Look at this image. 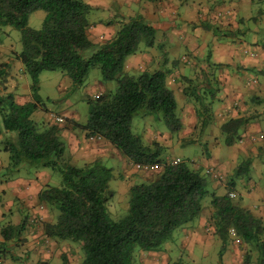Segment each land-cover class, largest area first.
<instances>
[{
  "label": "trees",
  "instance_id": "16d2710c",
  "mask_svg": "<svg viewBox=\"0 0 264 264\" xmlns=\"http://www.w3.org/2000/svg\"><path fill=\"white\" fill-rule=\"evenodd\" d=\"M91 9L84 0H0V23L19 31L20 50L15 56L30 79V101L17 105L10 94L0 98L2 128L13 134L3 146L8 154L7 169L49 166L61 177L59 186L46 184L37 193L38 201L55 212L52 222L42 223L44 237L79 244L78 264H134L135 251L159 250L163 242L172 240L175 229L198 217L201 200L209 197L213 233L221 241L218 256L230 228L243 242L254 243L264 251V242L259 240L264 232L260 220L231 202L229 192L234 182L229 180L225 192L216 195L207 190L208 173L200 167L159 158L158 149L152 148L155 142L144 144L131 132V120L139 113L160 112L170 132L179 131L182 125L164 72L123 71L127 56L139 51L141 45L153 44L154 29L136 14L122 21L109 40L94 44L87 35L92 24ZM36 10L44 15L40 27L32 29L27 20ZM87 50L90 54L85 57ZM90 66H97L101 80L112 81L114 88L88 98L84 123L65 117L59 126L31 118L36 110L46 111L38 94L41 71L59 70L72 86H78ZM192 95L196 97L193 92ZM247 121V117H234L222 122L219 130L224 135L223 144L229 146L237 141ZM64 125L83 131L86 137L106 140L132 164L159 165L154 177L128 187L127 210L117 220L109 217L106 208L114 195L108 185L111 168L98 160L81 166L64 162V143L59 139ZM248 162L245 159L240 163L235 174L246 171ZM17 230L18 227L6 226L1 229L2 237L9 239ZM60 260V264H66L64 254ZM214 264L222 263L219 259Z\"/></svg>",
  "mask_w": 264,
  "mask_h": 264
},
{
  "label": "crops",
  "instance_id": "0c3cea01",
  "mask_svg": "<svg viewBox=\"0 0 264 264\" xmlns=\"http://www.w3.org/2000/svg\"><path fill=\"white\" fill-rule=\"evenodd\" d=\"M84 1L92 9L107 10L109 16H112L108 19L99 18L98 16L97 19L91 22L87 35L94 44L109 40L122 21L136 14L141 15L143 20L156 30L155 38L156 42L159 43L155 46L153 42L149 47L141 45L137 53L125 58L123 71L137 73L142 70H160L165 73V84L172 90L173 95L177 96L179 93L189 98L190 95L193 96V92L196 94V101L202 102L204 100L207 107L205 109L201 108V111L197 108V105L193 102L190 103L187 99L183 101L182 106H178L176 103V109L180 107L181 112L178 117L183 126L194 129L197 118H200V120H203L202 123L205 129H215L220 132L219 127L226 119L234 117L248 118L238 139L240 142L238 153L249 155L246 171L243 170L241 174L234 173L232 179L231 176L228 178V171L225 172V168L228 166L229 160L233 162L239 155L230 154L228 151L230 146L226 145L223 149L218 147L217 151L212 150L207 156L209 158H201L199 163L204 165L209 160L212 167L203 171L211 169L212 173L218 175V178H215L212 173H208V176L205 177L206 181H210L208 191H212L216 195L225 192L227 183L220 182L222 178L220 173L221 171L225 172V177L231 180L232 183L234 182L233 187L235 188L230 190L229 193L232 194L230 197L238 198V206L248 210L254 217L258 218L264 228V167L259 164L258 159L264 153V131L258 128L256 130L253 127L254 121H259L260 118L264 117V37L260 38L262 43L256 42L254 38L219 40L215 36L214 38L208 36L207 32L201 30V26H191V30L188 31L184 27L185 23L180 25L175 20L177 6L171 0H155L152 2L145 0ZM239 4V2L234 3L235 11L241 10ZM111 10L114 11V15L111 14ZM41 12L40 17L42 20L44 12ZM221 14L223 20L228 16V13L225 12ZM202 16H204V13L203 15L198 14L199 18ZM229 16L231 17V15ZM215 34L217 35V30ZM160 40L163 41V45ZM181 47L193 58L201 57L205 49L209 51V56L204 57L199 62L202 67L201 73L192 70L197 60L191 61L185 57L186 61L183 62V56H178ZM8 51H11L12 57L7 55ZM8 51L5 49V45L0 43V98L10 94L13 102L21 105L30 101V84L27 82L23 65L15 56L18 51ZM179 57L181 61H179ZM10 63L18 67V73H11ZM184 65L191 69L185 71L182 68ZM258 74L262 77L261 81L257 80ZM191 80L195 82L193 88L191 87ZM199 81L201 82L197 84ZM98 84L99 91L103 93L108 85H104L101 81ZM19 86L25 89L26 93H19L16 90ZM36 111L31 114V118ZM61 132L60 136L63 137L65 154H77L83 162L93 160L101 162L103 157L111 156L123 164L120 165L123 168L115 173L114 169L116 171L118 167L110 166L112 178L115 180L114 187L111 188L114 192L113 198L118 195L117 191L121 187L119 182L122 183L126 178L128 179L127 184H125V188H122L124 194H127L128 187L131 184L137 183L136 179H138V182L145 180V178L139 179L135 176L137 177L135 179L130 176L131 171H127L126 164L132 163L117 153L106 140L99 138L97 144L94 143L89 146L83 142L79 133H74L75 131L73 132L67 128H64ZM12 135L5 132L2 125L0 126V172L1 169L5 168L8 161V154L3 150V146L8 138H12ZM207 136L210 137V134H207ZM147 138L149 139L151 136L148 134L145 136V139ZM213 138L214 136L211 137V139ZM133 168L135 169L134 164ZM27 169L25 165H19L17 172H13L15 174L13 177H11L8 169L6 173L10 177H0V259L4 256L3 258H8L10 262L16 258V254L19 255L16 251L18 245L22 243L25 247L31 248L39 240L38 237H35L36 235L41 234L44 237L42 223L36 224V221L34 225V221L30 217L44 216L47 218L43 208L45 204L37 199L38 191L47 184L46 173L36 171L30 174L27 173ZM135 170L141 171L139 169ZM235 175L236 180H234ZM118 186L119 189H115ZM218 187H222L223 192L216 193L215 190ZM208 202L209 197L207 202L201 204V211L196 219L173 231V258L182 250L186 252L191 261H194L200 253L204 256L207 255L209 248L215 245L216 262L220 259L222 264H264V251L261 252L254 243L243 242L242 246L240 245L242 250H239L231 243L226 244L225 241L220 256H218L221 241L213 233L210 219L211 208L208 206ZM6 226L18 227V230L14 231L13 237L9 239H4L1 234V229ZM24 239L27 242H23ZM259 240L264 242V232L260 235ZM24 252L27 253V249ZM37 252L41 253V256L44 254L41 249H38ZM147 252L135 251L134 254L141 258Z\"/></svg>",
  "mask_w": 264,
  "mask_h": 264
},
{
  "label": "rangeland",
  "instance_id": "374dc122",
  "mask_svg": "<svg viewBox=\"0 0 264 264\" xmlns=\"http://www.w3.org/2000/svg\"><path fill=\"white\" fill-rule=\"evenodd\" d=\"M177 6V10L175 12V20L179 22L178 24L185 23L184 27L188 31L191 30V26L202 28L201 30L207 32V35L210 37L214 36L219 40H228V39H255L256 42L262 43L261 37H264V0H171ZM239 2V7L241 10H236L234 8V3ZM231 11V12H229ZM234 11V12H233ZM113 14V10L110 11ZM216 12H225L228 13V16L223 20V18H216L214 17ZM41 11L32 12L27 20V26L32 29H38L41 23L40 15ZM204 13V16L198 17V14ZM231 13V14H230ZM233 13V14H232ZM214 14V15H213ZM114 15V14H113ZM231 15V17L229 16ZM99 18H111L109 16V11L97 9H92L89 14V20L92 22L93 20ZM230 17V18H229ZM177 24V23H176ZM175 24V25H176ZM263 27V28H262ZM154 29V28H153ZM217 30V35L215 34ZM250 30V31H249ZM247 31H249L247 33ZM154 29V36L153 42L156 46L159 42H156ZM223 32H227L226 35H223ZM115 33V32H114ZM255 34L253 37L251 35ZM19 31L12 27L9 24L0 23V43L5 45V49L19 51L20 50V41H19ZM114 35V34H113ZM112 35V36H113ZM161 41V40H160ZM162 45L164 44L161 41ZM264 43V42H263ZM143 46V45H142ZM141 48V46H140ZM138 52V51H137ZM136 52V53H137ZM90 51H85L84 56H88ZM8 56L12 57L11 51H8ZM184 56L188 59L197 60L194 64V68L192 69L196 73H201L202 67L199 65V62L203 60L204 57L209 56V51L204 50L199 58H193L190 56L186 51L183 50V47L180 48V53L178 56ZM202 58V59H201ZM179 61L180 57L178 58ZM136 60V59H135ZM11 73H18V67L13 66L12 63L9 64ZM185 71H188L189 67L184 65L182 67ZM196 69V70H194ZM26 79L30 84V79L27 74ZM261 75H257V80L261 81ZM101 81L104 85H108L107 89L104 92L110 91L114 88V84L110 81H102L100 78V72L97 66H90L88 68L87 74L84 78V81L78 86H72L70 80L67 76L59 71H41L38 75V94L42 103L46 107V111L37 110L35 115L32 116V119L36 122L40 123H56L59 126H62L64 123V118L66 116H70L67 118H71L78 123H84L87 117V100L88 98L92 99L96 95L100 94L99 91V84L98 82ZM191 87L193 88L195 82L191 80ZM201 81L197 82L199 84ZM19 93H26V90L22 87H18ZM208 96V95H207ZM209 97V96H208ZM259 97V96H257ZM174 98L178 106H182L184 103L183 101H189L190 103L193 102L197 105V108L200 110L201 108L207 107L205 101L202 102L196 101L195 97L189 96H182L181 94H174ZM205 99H207L205 97ZM201 111V110H200ZM48 112V113H47ZM177 115H180V107L176 109ZM65 115V116H64ZM210 116V114H208ZM207 116V114H206ZM47 117V118H44ZM59 118V119H57ZM46 121H44V120ZM203 120L197 118L196 125L194 129L190 127H185L181 125V129L176 132H170L161 117L160 112H148L143 115L140 113L136 116H133L131 120V132L137 135L140 140L144 144L152 145V148L158 149L159 151V158L165 161H172L175 158L184 161L188 165L192 167H200L202 172L204 169L212 167V164L209 160L206 164H200L199 160L208 159L207 157L212 150L217 151L218 147L224 148L223 144V137L224 135L221 131L205 129L202 123ZM0 126H1V115H0ZM67 125L63 126V129L66 128ZM205 126V125H204ZM254 129L263 130L264 131V117L260 118L259 121H254ZM62 129V130H63ZM69 130V128H67ZM210 130V131H208ZM74 133H79L81 135V139L85 144H97L99 138H89L86 137L84 132L74 128L72 130ZM208 131V132H207ZM61 132V131H60ZM239 132V135L241 134ZM62 133V132H61ZM220 133V134H218ZM83 134V135H82ZM151 138L145 139V136L148 135ZM210 134V137L207 136ZM60 136V134H59ZM211 139V137H213ZM63 137L60 136V140L63 141ZM89 138V139H87ZM64 143V141H63ZM238 144L240 142L237 140L233 144L229 145L228 151L230 154L239 155L235 161H230L228 166L225 168V172L228 171V178L232 174L236 172L237 166L242 163L245 159H248L249 155L238 153L239 148ZM92 146V145H91ZM227 146V145H226ZM258 157L259 164L264 167V153ZM63 161L67 162L74 166H81L84 162L77 154L69 155L63 154ZM100 162V161H99ZM101 164L107 167H118L114 173L119 171L121 168V162H119L116 158L111 156H106L101 159ZM211 164V165H210ZM127 171L130 172V176L134 177L135 179L138 177L139 179L145 178L147 181L149 178H152L156 175V170H135L133 168V164H126ZM7 166V165H6ZM1 169L0 177H13L15 174L13 173L16 170H9L10 175L6 173L7 167ZM215 167V166H214ZM19 166L17 167L18 170ZM27 173L33 174L36 171H44L46 173V182L48 185L51 186H59L61 182V177L59 172L52 167L49 166H26ZM134 169V170H133ZM17 172V171H16ZM24 172V171H23ZM225 172L221 171V183H227L229 180L225 177ZM5 174V175H3ZM26 174V172H24ZM137 176V177H135ZM236 175L234 176V180ZM127 178L120 183L119 186L115 189H119L118 195L116 197H112V199L107 203V213L112 220H117L122 215L125 214L127 210V194H124L122 188H125V184H127ZM144 180V179H143ZM144 180V181H145ZM138 182V179H136ZM115 184V180L112 178L109 180L108 185L109 188H113ZM237 187V184H236ZM207 190L210 188V181L207 180ZM235 187H233L234 190ZM223 188L218 187L215 190L216 193L223 192ZM208 201V197H204L201 200V204ZM231 202L238 206V198L231 197ZM45 215L30 217L31 219H37L36 224L44 223V222H52L54 220L55 212L49 208L48 205L43 206ZM35 225V222H33ZM33 225V226H34ZM39 226V225H38ZM35 227V226H34ZM36 228V227H35ZM175 231V230H174ZM234 233V232H233ZM229 233L227 234L226 244L231 243V245L235 246L236 249L242 250L241 246L243 241L235 234ZM38 237V242L31 248L25 247L24 244L18 245L16 251L19 255H15V259L10 262L8 258L1 257L0 264H36L41 262L43 264H60V255L64 254L66 257V264H78L81 258V250L79 248V244L73 243L67 240L63 241H54L52 239H47L43 237L41 234L35 236ZM172 240H166L163 242L161 248L156 251H148L147 254H143V257L138 258L134 254L133 262L134 264H214L216 262V253H215V245L209 248L207 255L199 254V256L191 261L189 257L186 255L185 251H180L177 253L173 258V232H172ZM23 241V240H22ZM23 242H27L24 239ZM24 245V247H23ZM241 245V246H240ZM27 249V253L24 250ZM38 249L43 251V255L37 252Z\"/></svg>",
  "mask_w": 264,
  "mask_h": 264
},
{
  "label": "built area",
  "instance_id": "2783aa9c",
  "mask_svg": "<svg viewBox=\"0 0 264 264\" xmlns=\"http://www.w3.org/2000/svg\"><path fill=\"white\" fill-rule=\"evenodd\" d=\"M221 16H222L221 12H217L214 15V17H216V18H221ZM182 60H183V62H185L186 61V58L183 56L182 57ZM57 119H59V118H57ZM178 162H181V160L178 159V158H175V159H173L171 161V163H178ZM134 167H135V169H139V170H156V169L159 168V165H156V164H153V165H138V164H134ZM205 172L206 173H212L211 169H207ZM212 176L215 177V178H218V175L216 173H212ZM229 195L232 196L231 193H229ZM32 221L36 222L37 219L36 220L32 219ZM228 232L229 233H233V230L230 228L228 230Z\"/></svg>",
  "mask_w": 264,
  "mask_h": 264
}]
</instances>
